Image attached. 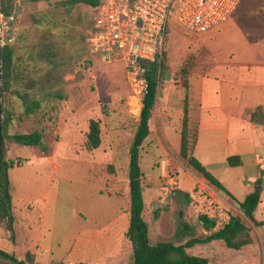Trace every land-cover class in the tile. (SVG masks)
<instances>
[{
  "label": "rangeland",
  "instance_id": "374dc122",
  "mask_svg": "<svg viewBox=\"0 0 264 264\" xmlns=\"http://www.w3.org/2000/svg\"><path fill=\"white\" fill-rule=\"evenodd\" d=\"M261 4L240 2L235 21L228 23L233 42L241 32L264 46ZM94 14L92 6L70 0H14L12 15L2 24L1 44L16 48L34 82L23 90L25 97L7 95L14 114L10 133L40 130L48 147L44 151L12 138L5 144L6 159L14 161L9 169L14 222L11 229L0 220V249L27 264H133L127 237L130 146L144 93L122 62L104 63L90 52L87 30ZM208 35L192 34L174 22L168 26L159 75L162 99L154 106L152 134L140 149L144 218L152 241L183 244L209 234L202 215L216 221L213 230L231 215L239 216L251 243L236 250L219 239L197 243L187 252L207 257L209 264H264V202L255 211L257 225L181 155L171 153L169 162H163L166 156L157 140L160 122L174 145L179 134L174 127L179 124L181 130L189 96L188 79L205 63ZM167 91L172 108L165 114ZM92 118L101 126L102 142L95 149L86 146ZM231 190L240 197L241 188L233 185Z\"/></svg>",
  "mask_w": 264,
  "mask_h": 264
},
{
  "label": "trees",
  "instance_id": "16d2710c",
  "mask_svg": "<svg viewBox=\"0 0 264 264\" xmlns=\"http://www.w3.org/2000/svg\"><path fill=\"white\" fill-rule=\"evenodd\" d=\"M71 3H84L97 9L101 0H70ZM14 0H0V14L9 17L12 15ZM91 26V25H90ZM90 26L88 28H90ZM53 65L55 60L46 57ZM1 67H2V126H3V147L2 164L0 171V220H7L9 227L13 229L14 215L12 213L13 197L11 193V180L9 169L14 161L6 159L5 144L8 138L23 145L37 146L47 151V140L44 133L40 130L32 132L10 133L13 124L14 114L6 105L7 95L13 93L18 97L27 96L25 88L32 87L34 82L30 79V71L27 65L23 64L16 53V48L10 43L1 45ZM161 64L153 62L148 65L146 77L148 81L147 89L142 100L140 118L135 131L132 144L130 146L129 162V227L127 237L132 244L133 264H209V259L202 255L190 254L186 248L192 247L197 243H207L213 240H223L229 248L241 249L244 245L251 243L248 235V227L239 216L231 215L228 222L217 230H213L216 221L207 215L201 216V221L209 232L203 237H194L183 244H175L171 241H152L150 236L149 224L144 218L145 200L142 186V168L140 149L143 142L150 134L149 119L154 107L158 87ZM189 97L185 99L184 115L181 126V146L180 155L187 163L197 169L212 184H215L219 190L232 196L231 192L197 159L194 155V148L197 140L198 125L195 118L189 114ZM251 119L264 125V112L261 107L255 108L251 113ZM194 128V129H193ZM101 126L100 121L91 119L87 133L86 146L89 149L98 148L101 145ZM232 166L241 163L240 157L233 155L228 158ZM262 178L257 180V184H262ZM261 188H256L249 192L244 200L240 201L234 198L239 208L253 222L260 225L255 217V211L261 201ZM27 264L25 260H18L13 254L0 249V264ZM83 264V263H79Z\"/></svg>",
  "mask_w": 264,
  "mask_h": 264
},
{
  "label": "crops",
  "instance_id": "0c3cea01",
  "mask_svg": "<svg viewBox=\"0 0 264 264\" xmlns=\"http://www.w3.org/2000/svg\"><path fill=\"white\" fill-rule=\"evenodd\" d=\"M235 15L204 32L209 33L204 38L205 63L188 79L189 114L198 125L194 155L232 194L224 192L226 195L242 201L251 192V187L261 188L260 203H263L264 125L252 120L250 113L257 107L264 112V46H256L241 32L235 35L233 42L228 23L235 21ZM159 90L158 87L154 106L162 99ZM169 93L165 92L167 96L162 103L165 114L172 108ZM154 108L149 119L151 134ZM161 126L158 122L160 136L157 140L166 156L163 162H169L171 153L180 155V125L174 127L179 133L174 137V145L167 137L168 130H161ZM233 155L240 157L239 165L229 164L228 158ZM202 177L209 182L203 174ZM259 178L263 180L260 185L257 184ZM233 185L241 188L240 197L232 192ZM213 186L218 189L215 184Z\"/></svg>",
  "mask_w": 264,
  "mask_h": 264
},
{
  "label": "built area",
  "instance_id": "2783aa9c",
  "mask_svg": "<svg viewBox=\"0 0 264 264\" xmlns=\"http://www.w3.org/2000/svg\"><path fill=\"white\" fill-rule=\"evenodd\" d=\"M241 1L101 0L87 30L88 46L104 63L122 62L139 93H145L148 65L161 63L171 22L201 34L233 17ZM260 12L264 16V0ZM6 18L0 14L1 36Z\"/></svg>",
  "mask_w": 264,
  "mask_h": 264
},
{
  "label": "water",
  "instance_id": "95a60500",
  "mask_svg": "<svg viewBox=\"0 0 264 264\" xmlns=\"http://www.w3.org/2000/svg\"><path fill=\"white\" fill-rule=\"evenodd\" d=\"M1 35H0V171L2 164V147H3V126H2V67H1ZM166 78H170V73H167Z\"/></svg>",
  "mask_w": 264,
  "mask_h": 264
}]
</instances>
